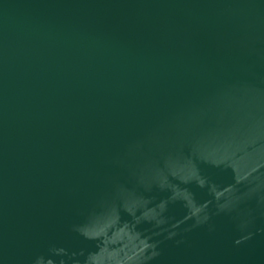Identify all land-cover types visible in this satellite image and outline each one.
<instances>
[{"label":"water","instance_id":"95a60500","mask_svg":"<svg viewBox=\"0 0 264 264\" xmlns=\"http://www.w3.org/2000/svg\"><path fill=\"white\" fill-rule=\"evenodd\" d=\"M0 264H264V0H0Z\"/></svg>","mask_w":264,"mask_h":264}]
</instances>
